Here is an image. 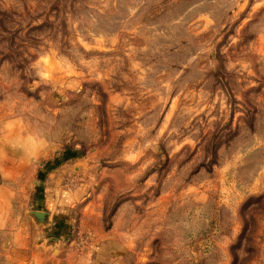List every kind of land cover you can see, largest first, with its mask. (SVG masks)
Returning <instances> with one entry per match:
<instances>
[{
    "label": "rangeland",
    "instance_id": "obj_1",
    "mask_svg": "<svg viewBox=\"0 0 264 264\" xmlns=\"http://www.w3.org/2000/svg\"><path fill=\"white\" fill-rule=\"evenodd\" d=\"M7 141L20 264H264V0H0Z\"/></svg>",
    "mask_w": 264,
    "mask_h": 264
},
{
    "label": "crops",
    "instance_id": "obj_2",
    "mask_svg": "<svg viewBox=\"0 0 264 264\" xmlns=\"http://www.w3.org/2000/svg\"><path fill=\"white\" fill-rule=\"evenodd\" d=\"M35 167L32 168L26 162L24 164H16L15 150L12 145L0 144V221L6 222L0 225V232L4 233L7 239L4 240L3 248L5 246L10 248L5 255V262L9 264H20L26 262L28 258H31L30 254V242L29 234L37 229H32L33 225L31 222L23 221L22 225L14 227V223H11L12 216L21 213L24 210V204L28 199L29 187L26 184V193L16 192L14 184L16 182L30 183L33 181ZM25 186V185H24ZM21 187V186H20ZM23 189V186H22ZM36 194L38 193L35 191ZM43 192H40L42 194ZM39 194V196H40ZM38 196V197H39ZM19 202V203H16ZM42 203V202H41ZM41 205V204H40ZM51 212L56 222V209H46V207H39L37 210ZM60 210V209H59ZM60 220V219H59ZM38 232H43L44 229L40 228ZM37 234V233H36ZM7 240V241H6Z\"/></svg>",
    "mask_w": 264,
    "mask_h": 264
},
{
    "label": "water",
    "instance_id": "obj_3",
    "mask_svg": "<svg viewBox=\"0 0 264 264\" xmlns=\"http://www.w3.org/2000/svg\"><path fill=\"white\" fill-rule=\"evenodd\" d=\"M30 215L32 216V218L36 221V222H40V223H47L49 221V217L50 214L47 212H43V211H29ZM51 239V240H50ZM49 240L51 242L49 243H53L56 242L57 239L56 238H50ZM48 242V241H47Z\"/></svg>",
    "mask_w": 264,
    "mask_h": 264
}]
</instances>
